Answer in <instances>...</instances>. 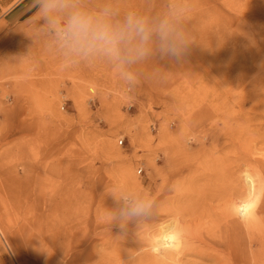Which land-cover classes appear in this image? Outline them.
Instances as JSON below:
<instances>
[{"label":"rangeland","instance_id":"374dc122","mask_svg":"<svg viewBox=\"0 0 264 264\" xmlns=\"http://www.w3.org/2000/svg\"><path fill=\"white\" fill-rule=\"evenodd\" d=\"M185 2L194 42L185 61L153 57L131 91L104 63L64 66L38 18L0 57V264H150L136 259L149 253L148 239L163 222L192 220L200 236L212 230L222 211L211 197L221 162L233 165L246 193L248 177L254 189L262 184L264 0H117L151 15ZM25 6L35 9L33 0H0V20ZM238 155L245 161L236 165ZM114 188L150 191L152 219L125 230L111 225L105 208L115 207L107 194ZM263 226L237 240L250 264H264ZM207 241L178 264H227L222 247L211 252Z\"/></svg>","mask_w":264,"mask_h":264},{"label":"clouds","instance_id":"9594fccd","mask_svg":"<svg viewBox=\"0 0 264 264\" xmlns=\"http://www.w3.org/2000/svg\"><path fill=\"white\" fill-rule=\"evenodd\" d=\"M42 23L40 35L48 50L66 67L104 63L121 85L133 90L141 81V67L153 57L181 64L194 44L186 27L190 8L170 4L156 15L139 8L122 9L117 0H104L90 7L86 0H33ZM115 207L105 208V217L120 229L146 223L155 214L157 202L148 190L114 188L107 193ZM243 214V205L233 209ZM183 232L171 226L151 241V251L159 254L182 242Z\"/></svg>","mask_w":264,"mask_h":264},{"label":"bare ground","instance_id":"6f19581e","mask_svg":"<svg viewBox=\"0 0 264 264\" xmlns=\"http://www.w3.org/2000/svg\"><path fill=\"white\" fill-rule=\"evenodd\" d=\"M261 75V74H260ZM223 77V76H222ZM231 79V78H230ZM231 83V82H230ZM263 83V82H261ZM235 85V84H234ZM249 87H251L249 85ZM248 88V87H247ZM253 89V88H252ZM262 89V88H261ZM246 92V91H245ZM247 93V92H246ZM257 93V92H256ZM243 94V93H242ZM258 96V95H257ZM220 98H222L223 96H219ZM261 97V96H259ZM263 97V96H262ZM241 98V97H240ZM254 98H257L256 100H258L259 98L256 97V95H254ZM264 98V97H263ZM241 100V99H240ZM259 100H263V99H259ZM258 100L257 103H260ZM236 101V100H235ZM238 101V100H237ZM241 102H243L241 100ZM263 102V101H262ZM239 103V102H238ZM237 103V104H238ZM224 104V103H223ZM264 104V102H263ZM258 107V106H257ZM256 107V108H257ZM264 107V106H263ZM254 108V107H253ZM260 108V106H259ZM258 108V110H259ZM250 110V109H249ZM252 110V109H251ZM255 110V109H254ZM257 110V109H256ZM255 110V111H256ZM254 111V112H255ZM260 111V110H259ZM258 112V111H257ZM221 112H219L220 114ZM238 114V113H237ZM236 115V114H235ZM239 115V114H238ZM255 115V114H254ZM253 117V116H252ZM237 118V117H236ZM253 119V118H252ZM252 121V120H251ZM214 122V121H213ZM236 126V125H234ZM243 129V127H241ZM239 128V129H241ZM250 132V131H249ZM241 135V134H240ZM261 136V134H258ZM257 135V136H258ZM263 136V140H264V134L262 135ZM262 136H261V139H258L259 140H262ZM249 137V136H248ZM258 140V141H259ZM262 140V141H263ZM261 141V142H262ZM263 143V142H262ZM250 144V143H249ZM246 145V144H245ZM243 145V146H245ZM243 146H240L241 148H243ZM247 146V145H246ZM246 146L244 147L246 149ZM226 148V147H225ZM227 150V149H226ZM252 151V150H251ZM243 153V152H242ZM224 154V153H223ZM245 155V153H244ZM244 155H238L237 158H235V163L236 165L237 164H240V161H245L244 160ZM232 156V155H231ZM248 157V156H247ZM221 158H217L216 160H220ZM224 159V158H223ZM191 160V159H190ZM215 160V161H216ZM192 161V160H191ZM220 161H223L222 159ZM225 161V160H224ZM231 162V161H230ZM228 162V163H230ZM216 163H220V162H217ZM223 163V162H221ZM220 163V164H221ZM228 163H225V165ZM218 165V167H224L223 164L222 166L221 165ZM210 165V164H209ZM230 165V164H229ZM233 166V165H232ZM232 166L226 168L224 167L223 168H220L218 169L217 166V169L220 171V169H222V171H216V174H213L214 178H213V183L214 181L217 180L218 183H221V185L217 184L216 187H212L214 190V192L211 194V197H214L215 199H217L222 205V211H218L220 212L219 216H217L216 218V215L215 216V220L213 221L214 223V227L212 228H208L209 230H211L210 232H207L205 233V235H202L200 236V234H197V231L196 233H193L191 232L190 229H192L191 227H194V224H193V221L191 220H188V221H184L185 223H181L183 221H179V220H175L174 219L173 221H170L169 223L165 224L164 222L162 224H160L159 226H157L158 228L154 231V233L151 235V237L148 239V244H146V249L150 248L149 250V253L147 254H142L141 257L136 259V261L140 260L139 262H147V263H150V264H178V262H180L181 258H183L187 252H189V254L193 251V252H196L194 251V246L197 245V243H201L204 241L205 238H208V241L207 242H204V246L207 247L206 249L210 250L211 252L214 250L213 248H215V246L217 245H220L222 247V251L220 253V255L223 253V251L227 254V258H228V263L227 264H250V254H249V250L247 249H242L240 247V245L238 244V241L239 238H241L242 236V240L244 237H247L248 236H253L252 232H254L255 229H259L261 224L264 223V164L262 163V167H261V171L263 173V176L259 175V171H258V175L260 176V181L262 184H259V187H257V189H254L250 186V178L248 177L247 182L246 183H249V186L248 187V193L245 192V189L246 187H242L241 185H238V181H236L234 179V176H235V170L233 171L232 169H230ZM211 167V165H210ZM239 167V165H238ZM192 169V168H191ZM214 171V170H213ZM239 171V170H238ZM247 171V170H246ZM253 171V170H252ZM209 172V171H208ZM256 172V170H255ZM218 173V174H217ZM243 173V172H242ZM251 173V171H250ZM237 174V173H236ZM253 174V173H252ZM261 174V173H260ZM249 175V174H248ZM247 175V176H248ZM251 175V174H250ZM257 175V176H258ZM212 176V175H211ZM246 176V175H245ZM201 178V177H200ZM219 180V181H218ZM235 180V182H234ZM216 182V183H217ZM190 183V182H189ZM191 184V183H190ZM192 184H193V181H192ZM210 184V183H209ZM215 184V183H214ZM181 185V183H180ZM187 185V184H186ZM196 185V184H195ZM213 185V184H212ZM202 186V184H201ZM210 186V185H209ZM200 187V186H199ZM211 189V188H210ZM193 191V190H192ZM197 192V191H196ZM248 194V195H247ZM188 195V194H187ZM189 195L191 197H195L193 196V194L191 192H189ZM244 195H247L246 197H244ZM189 196V198H190ZM197 197V195H196ZM195 197V198H196ZM177 200H179V197L176 198ZM192 199V198H191ZM190 199V200H191ZM194 202V198L192 199ZM191 200V201H192ZM181 201V200H180ZM172 203V202H171ZM178 203V201H177ZM181 204V203H180ZM189 204L190 201H189ZM237 204H242L243 205V214L242 215H238L233 209H234V206L237 205ZM182 205V204H181ZM187 205V204H186ZM209 205V204H208ZM183 208L187 207V210H188V207L192 208L191 206H185L183 204ZM65 208V207H64ZM221 208V207H220ZM215 209V207H214ZM217 209V207H216ZM219 209V208H218ZM203 210V209H202ZM201 210V211H202ZM205 210V209H204ZM221 210V209H220ZM192 211V209H189V212ZM211 211V210H210ZM173 214H172V213ZM169 211V214L173 217V215H176L180 212L178 211ZM194 212V211H193ZM206 212V211H204ZM209 212V211H208ZM217 212V211H216ZM187 213V212H186ZM191 213V212H190ZM167 214V213H166ZM184 214V213H182ZM206 214V213H205ZM209 214H211L209 212ZM217 214V215H218ZM168 215V214H167ZM169 215V216H170ZM189 214H187L188 216ZM203 215V214H202ZM200 215V216H202ZM168 217V216H167ZM197 217V216H196ZM207 218V216H205ZM184 218V216H183ZM236 218V219H235ZM187 219V218H186ZM197 220L198 217L196 218ZM195 219V220H196ZM203 219H204V215H203ZM208 219V218H207ZM209 221V220H208ZM211 221V223H212ZM195 222V221H194ZM203 222V221H201ZM197 223V221H196ZM200 223V222H199ZM212 223V224H213ZM202 225V224H201ZM206 225V224H205ZM171 226H177L179 227L182 232H183V239H182V242L179 243L174 249L172 250H169V251H163L159 254H154L152 251H151V241L152 239L161 231H163L164 229L166 228H169ZM156 227V226H155ZM208 227V226H207ZM264 227V226H263ZM197 228V226H196ZM200 228V227H199ZM206 228V227H205ZM264 229V228H263ZM195 230V229H194ZM201 230V229H200ZM204 230V229H203ZM195 232V231H194ZM264 233V232H263ZM257 235V234H256ZM206 236V237H205ZM146 238V237H145ZM252 239V238H251ZM256 239V238H255ZM247 242H249L247 240ZM258 242L260 243V246L264 247V236L260 237V239H258ZM250 244V243H249ZM248 245V244H246ZM251 245V244H250ZM202 246V245H200ZM203 246V247H204ZM253 246V245H252ZM251 246V247H252ZM144 246L140 247V249H142ZM148 247V248H147ZM202 247V249H203ZM210 247H213L211 250ZM145 248V247H144ZM218 248V247H217ZM201 250H197V253L198 251L201 252ZM216 249V248H215ZM249 249V248H248ZM205 250V249H204ZM203 252H207V250H205ZM264 250V248L262 249ZM143 251V249H142ZM135 252V251H134ZM147 252V251H146ZM217 251L215 250V255L214 257H218ZM137 253V252H136ZM145 253V252H143ZM196 253V254H197ZM213 254V255H214ZM264 254V251L262 253V255ZM138 255V254H137ZM208 255V253H207ZM206 255V256H207ZM199 256V255H198ZM204 256V254H203ZM212 256V255H211ZM209 257V258H212V257ZM223 257H226V255H223ZM254 256V255H253ZM220 257V256H219ZM218 257V258H219ZM221 257V258H223ZM125 258V257H124ZM227 258H224V259H227ZM112 259V258H111ZM115 259V258H114ZM223 259V260H224ZM263 259H264V255H263ZM214 260V259H213ZM218 259H216V262H217ZM222 261V259H221ZM253 263V261H251ZM193 263V262H192ZM112 264V263H111ZM180 264V263H179ZM185 264V262L183 263ZM189 264V262L187 263ZM196 264V263H195ZM198 264V263H197ZM200 264V263H199ZM224 264V262H223ZM253 264H257V262L254 261Z\"/></svg>","mask_w":264,"mask_h":264},{"label":"crops","instance_id":"0c3cea01","mask_svg":"<svg viewBox=\"0 0 264 264\" xmlns=\"http://www.w3.org/2000/svg\"><path fill=\"white\" fill-rule=\"evenodd\" d=\"M37 18L36 8L25 6L13 8L4 19L0 20V57L5 54L7 48L9 49L36 27Z\"/></svg>","mask_w":264,"mask_h":264}]
</instances>
